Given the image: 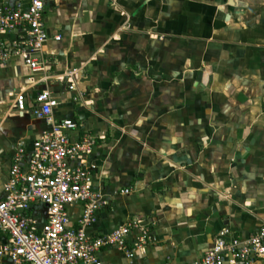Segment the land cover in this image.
<instances>
[{
    "label": "crops",
    "instance_id": "1",
    "mask_svg": "<svg viewBox=\"0 0 264 264\" xmlns=\"http://www.w3.org/2000/svg\"><path fill=\"white\" fill-rule=\"evenodd\" d=\"M43 21L61 35L43 48L54 76L27 97L52 90L55 117L78 123L70 134L94 137L100 206L87 232L136 221L149 235L103 248L102 264L189 262L220 229L242 238L262 225L264 0H45ZM78 68L70 90L61 77ZM30 74L17 61L0 67V105ZM10 104L4 145L48 128Z\"/></svg>",
    "mask_w": 264,
    "mask_h": 264
},
{
    "label": "built area",
    "instance_id": "2",
    "mask_svg": "<svg viewBox=\"0 0 264 264\" xmlns=\"http://www.w3.org/2000/svg\"><path fill=\"white\" fill-rule=\"evenodd\" d=\"M44 12L45 0H0V67L17 61L31 73L19 89L8 92L13 97L9 110L30 113L48 125L30 142L13 144L8 163L0 166V264H102L103 248L127 249L134 231L139 233L133 244L139 247L149 235L136 221L97 236L87 232L100 206L93 183L97 163L90 157L94 137L70 134L78 123L55 117L59 102L52 90L42 88L27 97L29 90L54 76L43 48L50 39L60 41L61 35H49ZM81 69L62 75L68 89H75ZM262 258L264 221L242 238L224 227L198 259H167L162 264H255Z\"/></svg>",
    "mask_w": 264,
    "mask_h": 264
},
{
    "label": "rangeland",
    "instance_id": "3",
    "mask_svg": "<svg viewBox=\"0 0 264 264\" xmlns=\"http://www.w3.org/2000/svg\"><path fill=\"white\" fill-rule=\"evenodd\" d=\"M66 73L67 72H69V71H65ZM76 78V77H75ZM64 81H66V76L64 77ZM12 96H9V97H7L6 95L4 96V99H3V104L2 105H0V107L3 109V111H5L6 110V108H7V105H8V103H9V101L10 100H12ZM76 101V100H75ZM12 117L10 116L9 118H8V121H10V119H11ZM103 137V136H102ZM9 138V137H8ZM14 139V138H13ZM13 139H12V137L10 136V138H9V143L7 144V145H4L5 143L3 142V141H0V150H2V149H4V148H6V149H11V143H12V141H13Z\"/></svg>",
    "mask_w": 264,
    "mask_h": 264
},
{
    "label": "water",
    "instance_id": "4",
    "mask_svg": "<svg viewBox=\"0 0 264 264\" xmlns=\"http://www.w3.org/2000/svg\"><path fill=\"white\" fill-rule=\"evenodd\" d=\"M87 80H89V76L81 77L80 82H84V81H87Z\"/></svg>",
    "mask_w": 264,
    "mask_h": 264
}]
</instances>
